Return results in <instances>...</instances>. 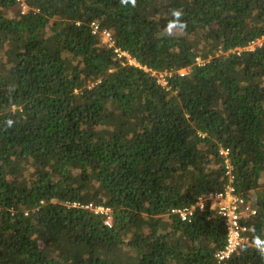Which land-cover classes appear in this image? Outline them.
I'll use <instances>...</instances> for the list:
<instances>
[{"label": "trees", "instance_id": "1", "mask_svg": "<svg viewBox=\"0 0 264 264\" xmlns=\"http://www.w3.org/2000/svg\"><path fill=\"white\" fill-rule=\"evenodd\" d=\"M261 39L264 0H0V264H215L223 221L169 212L223 190L225 162L264 241V41L232 52Z\"/></svg>", "mask_w": 264, "mask_h": 264}, {"label": "built area", "instance_id": "2", "mask_svg": "<svg viewBox=\"0 0 264 264\" xmlns=\"http://www.w3.org/2000/svg\"><path fill=\"white\" fill-rule=\"evenodd\" d=\"M16 2L22 3L23 0H16ZM92 33H98L100 37V41L103 44H106L109 48H114V53L117 58H125L129 65L139 67L134 59L130 58V56L126 52H122L119 49L114 47V41L109 31L100 30L98 25L95 23L91 24ZM264 39L257 40L255 42L250 43L247 47L243 49H237L232 51L239 55L242 51H253L255 47L262 45ZM195 62L198 66L203 65L204 61L201 58H196ZM186 73V72H185ZM152 75L157 77L158 83L163 87L167 86L166 81H164L165 85H163L162 81L159 78H163V74H158L152 72ZM180 75H184L180 73ZM165 80V79H164ZM219 153L221 155H227V151L220 149ZM226 175H228V184L225 186L223 190L210 192L205 196H199L195 199V201L184 207L172 208L169 214L176 216L181 222L190 223L192 218L197 212H204L206 210L213 211L222 221L225 229V241L223 247L214 254L215 264H226L228 260L237 253L242 247L246 245H256L255 241H251L250 233L248 227L242 223V220L248 218L250 216H254L256 214V210L253 208L252 204L247 202L242 196L237 195L235 188L232 186L233 183V175L231 174V170L229 165L225 162ZM86 209L92 210L95 214H101L106 217L105 223L110 226V212L109 208L104 207H93L91 204L85 206ZM209 220V217H207Z\"/></svg>", "mask_w": 264, "mask_h": 264}, {"label": "clouds", "instance_id": "3", "mask_svg": "<svg viewBox=\"0 0 264 264\" xmlns=\"http://www.w3.org/2000/svg\"><path fill=\"white\" fill-rule=\"evenodd\" d=\"M121 3L124 5L131 4V5L135 6L136 0H121ZM171 14H172L174 19L168 23L167 28H166L167 33L172 34V32L174 30L185 29L186 25L181 22V17L183 15V13L180 10H173ZM12 123L13 122L11 120L7 121V125L9 127H11ZM255 243H256L257 248L260 249L261 253H264V241L257 238Z\"/></svg>", "mask_w": 264, "mask_h": 264}, {"label": "rangeland", "instance_id": "4", "mask_svg": "<svg viewBox=\"0 0 264 264\" xmlns=\"http://www.w3.org/2000/svg\"><path fill=\"white\" fill-rule=\"evenodd\" d=\"M260 42H262V41H260ZM185 72H187L186 70H180L178 73L180 74V73H182V74H185ZM162 79H163V85H165V83H164V76H163V78H159V80L160 81H162Z\"/></svg>", "mask_w": 264, "mask_h": 264}]
</instances>
